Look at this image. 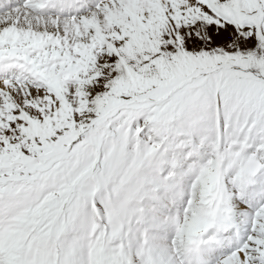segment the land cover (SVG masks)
<instances>
[{
	"label": "snow or ice",
	"instance_id": "1",
	"mask_svg": "<svg viewBox=\"0 0 264 264\" xmlns=\"http://www.w3.org/2000/svg\"><path fill=\"white\" fill-rule=\"evenodd\" d=\"M0 264H264V0H0Z\"/></svg>",
	"mask_w": 264,
	"mask_h": 264
}]
</instances>
